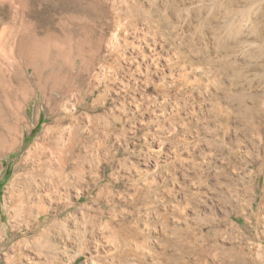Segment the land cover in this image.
<instances>
[{
    "label": "rangeland",
    "instance_id": "374dc122",
    "mask_svg": "<svg viewBox=\"0 0 264 264\" xmlns=\"http://www.w3.org/2000/svg\"><path fill=\"white\" fill-rule=\"evenodd\" d=\"M99 1L0 0V264H264L255 173L264 138L238 117L264 109V40L239 43L256 30L239 34L216 0H101L97 19ZM132 4L140 37L127 34L114 70L117 18L125 22ZM145 18L159 23L156 35ZM79 72L81 91L51 88ZM76 122L85 134L97 125L91 158L80 160L77 183L56 188L57 165L28 151L51 136L65 142Z\"/></svg>",
    "mask_w": 264,
    "mask_h": 264
},
{
    "label": "bare ground",
    "instance_id": "6f19581e",
    "mask_svg": "<svg viewBox=\"0 0 264 264\" xmlns=\"http://www.w3.org/2000/svg\"><path fill=\"white\" fill-rule=\"evenodd\" d=\"M102 2L103 1H101V0L99 2H97L98 4H97V7L95 8L96 9L95 10V14H96L95 17L97 19H99L100 17H103L102 15H104L103 14V11L101 10V4H102ZM215 2H216V5L218 7H220L222 5V7H223L222 9L224 10V13H225V16H224V18H226L225 20H229L232 23L235 22V24H236L235 27L237 29H239V34H240V30L242 29L243 26H245V27L251 26V28H250L251 30H252V28L254 30H256L254 32L255 34H252L251 32H248L245 35H239V38H238L239 39V43L240 42L242 43L243 41H246L247 39H251V38H254V39H257L258 38V39L264 40V30H262V31L259 30V25L257 24L256 19H255L256 17H263V21H264V3L258 5L262 9V12L257 13L256 16L254 17V13L250 9L251 8H256V7H253V4L256 3V0H247V1H245V0H216ZM173 4H174L173 2H171V4H166V6L163 9H165V10H167L169 8L172 9L171 7H173ZM241 5L246 6L247 9L246 10L239 9V6H241ZM137 7H139L137 4H132L131 5V9H130L131 15L128 18L125 19V22L123 21V19L117 18V27H118V30H117V33H116V36H115L116 45L114 46L113 50H111V53L113 55H115V57L113 59V66L115 68L114 70H116V69L118 70V69H121L122 68V66L120 65L121 63L119 61H121L122 59H125V48L128 45L131 44L130 42L127 41V34L132 33V37H135V36L140 37L138 35V32L133 29V28H136L137 23H139V21L141 19ZM150 7H156V6H154V4H151ZM231 11L233 12V14L231 13ZM144 20L147 22L148 28L153 29L154 30L153 31V34L156 35V33L160 29L159 23L158 22H155V24H154L155 25V29H154L153 26H152V24H151V23H154L153 21H151L150 19H147V18H145ZM171 25L173 26V24L171 23L169 25V27H171ZM73 27H71V28H73ZM62 28H63V26H62ZM86 28H87V26H86ZM129 28L131 29V31H129ZM78 29H79V27H78ZM60 30H62V29H60ZM63 30H64V28H63ZM49 31H51V30H49ZM79 31H76V32L78 33ZM82 31H80V32H82ZM73 32H74V30H73ZM73 32L71 34H73ZM89 32H87V34ZM52 33H53V31H52ZM67 34H69V33H67ZM84 35H85V33H84ZM141 35H142L141 38L143 39V41L145 42V44L146 45L151 44L152 47H153V49H155L154 47H155V45L157 43V39L155 37L147 38V33L146 32H141ZM49 36H51V35H49ZM56 37L58 38V36H56ZM77 37H78V35H77ZM101 37H102V34L101 33H97L95 35V42L93 44L95 47H94V51H93L92 58H91V61H90L91 66H94L92 64L96 60V57L100 53V48H101L100 41H101ZM242 39H245V40L240 41ZM72 40L74 41V39L71 38V41ZM234 43L236 44V41ZM67 44H69V43H67ZM81 44H83V43H81ZM20 46H21V44H20ZM121 46L124 47V48H121ZM18 50L21 51L20 49H18ZM77 50H78V48H77ZM24 51L26 52V50H24ZM25 52H24V54H25ZM20 53L23 54L22 51ZM246 55H248L247 60H251L252 59V56H253V50L250 49L249 51H247ZM249 57H250V59H249ZM134 64H136L135 65L136 67L138 66V63H134ZM83 71L85 72L86 70H83ZM84 72H79L76 77L75 76L72 77L68 73L63 74V76H61L62 77L61 78L62 79V82L59 81L60 80L59 78H57L58 80L52 81V83L50 84V86L54 90L58 89L62 95H66L71 90L81 91L82 88H83L82 86L86 83V77L84 76ZM237 73H238V71L236 72V74ZM44 76H46V75H44ZM56 76H58V75H56ZM59 82H61V83H59ZM44 86H45V84H44ZM44 96H45L44 91H42V98H44ZM235 97H236L237 103L239 105L240 104L242 105L243 103H245V98L243 97V95H238V96H235ZM231 100H234V97H232ZM52 102L54 104H56V99H53ZM48 111L52 113L53 112V108L52 109L51 108L50 109L48 108ZM242 112L243 113L241 114V116L239 115L238 117H240L241 120L245 119L244 121H246L248 123V125H251L252 128L256 129L258 132H260L261 134H263V138H264V109L260 111V114H259L258 119H256L255 114H254V111L251 108H245ZM66 118L67 117H64L63 119H66ZM228 118H229V115H228ZM53 120L57 124V120L54 117H53ZM57 126H58V124H57ZM96 126L93 125L92 126L93 129ZM92 127H90L91 130H89L85 134L83 132V130H82V127L79 125L78 122H76V125L74 126V128L70 132L69 138L65 142H63V143L62 142H59L58 141L59 138L57 139L56 136H51V138L49 140L44 141L41 146H37L36 149H35V151H33V152L30 151V150L28 151V156L29 157L38 156L39 161H40V165H46L48 163H50V164H56L57 165V171L55 173V176H53V174H51V176L49 178V180H52L54 182L56 188H59L61 185H63V186H68L69 185L70 186L72 183H74V182L77 183V180H80L79 177H78V174H77L79 162H80V160H83V159H86V160L89 161L90 152L92 151V149H91L92 148L91 147V141L93 140V133H94ZM54 132H55V129L52 126L51 127V133L53 134ZM11 141L14 142V139L12 137H11ZM258 147H259V149L261 148V151L263 150V152H264V143H261ZM46 151H49L50 152L49 153L50 156H48V153ZM81 151H83L84 156L81 154ZM47 156H48V159H45V158H47ZM21 167L28 168V167H30V164L27 163V160H26L25 163H22L21 164ZM255 173H256L258 179L262 178V188H263V191H264V159H261L259 162H257L256 168H255ZM55 178H57V179H55ZM263 194H264V192H263ZM19 196H21L23 198V200H24L25 197H23V195H19ZM55 199H57V196H55ZM41 209L42 208H39L38 215L36 216V220L34 221V223L39 224V225H41V222L42 223L44 222V218H42L43 217V214H41L42 211L40 212ZM24 217L27 219L26 216H24ZM251 217H252V220H253V222L255 224L259 221V218L258 217H254V216H251ZM250 234H251V237L255 238V240H258V237H257L258 234L256 232L255 227H252V231H251Z\"/></svg>",
    "mask_w": 264,
    "mask_h": 264
}]
</instances>
